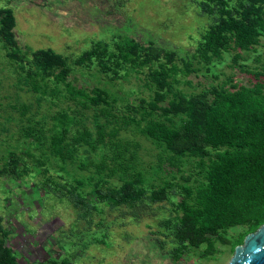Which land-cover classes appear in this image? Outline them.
<instances>
[{
  "label": "rangeland",
  "instance_id": "374dc122",
  "mask_svg": "<svg viewBox=\"0 0 264 264\" xmlns=\"http://www.w3.org/2000/svg\"><path fill=\"white\" fill-rule=\"evenodd\" d=\"M204 4L0 0V26L12 18L10 41L0 34V242L14 259L8 264H229L260 228H226L209 247L175 239L177 224L193 229L183 217L199 208L214 152L178 154L153 134L182 132L188 100L201 92L264 96V38L250 49L229 38L211 52L203 36L222 14ZM149 47L162 54L146 56ZM129 187L145 195L115 206L113 192ZM164 190L154 203L151 194Z\"/></svg>",
  "mask_w": 264,
  "mask_h": 264
},
{
  "label": "trees",
  "instance_id": "16d2710c",
  "mask_svg": "<svg viewBox=\"0 0 264 264\" xmlns=\"http://www.w3.org/2000/svg\"><path fill=\"white\" fill-rule=\"evenodd\" d=\"M263 5L264 0H206L204 11L213 15L215 10L222 16L204 34L205 47L215 53L224 49L231 38L235 47L252 48L259 38H264ZM11 27L10 15L2 17L0 34L8 41ZM144 53L158 58L162 51L149 47ZM35 59L43 62L45 57L37 53ZM53 62L60 60L54 57ZM257 93V89L247 88L233 93L201 92L188 100L190 113L182 132L165 127L153 134L178 154L208 156L206 147L214 152L207 184L198 193L199 208L183 217L193 229L185 232L176 226L175 239L179 244L198 248L206 243L209 247L210 239L226 228L249 223L252 232L264 224V96L259 98ZM220 148L225 150L219 152ZM144 195L145 192L129 187L113 192V201L117 206ZM103 197H107L106 193ZM150 198L154 203L162 202L166 191L151 194ZM0 253L6 263L14 260L9 254L11 261H7V249L1 242ZM60 264L68 263L62 260Z\"/></svg>",
  "mask_w": 264,
  "mask_h": 264
},
{
  "label": "water",
  "instance_id": "95a60500",
  "mask_svg": "<svg viewBox=\"0 0 264 264\" xmlns=\"http://www.w3.org/2000/svg\"><path fill=\"white\" fill-rule=\"evenodd\" d=\"M229 264H264V224L247 235L242 246L235 248Z\"/></svg>",
  "mask_w": 264,
  "mask_h": 264
}]
</instances>
